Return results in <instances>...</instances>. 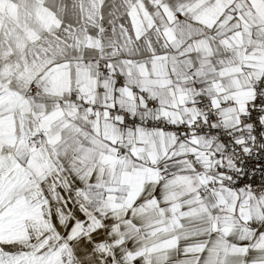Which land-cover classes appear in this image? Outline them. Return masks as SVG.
<instances>
[{"label": "crops", "instance_id": "1", "mask_svg": "<svg viewBox=\"0 0 264 264\" xmlns=\"http://www.w3.org/2000/svg\"><path fill=\"white\" fill-rule=\"evenodd\" d=\"M98 65L125 85L100 78ZM187 71L216 105L233 102L219 111L237 126L264 75V0H0L11 103L0 129V264H264V190L220 182L198 195L217 138L120 131L105 112L59 102L74 91L189 121L198 111ZM130 85L158 104L134 103Z\"/></svg>", "mask_w": 264, "mask_h": 264}, {"label": "built area", "instance_id": "2", "mask_svg": "<svg viewBox=\"0 0 264 264\" xmlns=\"http://www.w3.org/2000/svg\"><path fill=\"white\" fill-rule=\"evenodd\" d=\"M98 73L110 76L114 85L124 86L125 77L122 74H110L102 65H98ZM191 85L195 91V105L197 115L189 121L173 122L160 117L138 116L132 114L117 104L106 105L83 99L76 92L70 91L59 102L67 100L75 102L80 108L94 113L105 112L110 118L117 119L120 131L138 128L143 131L160 129L168 131L177 137L190 138L194 135L213 136L219 140L222 149L218 152L207 154L210 167L206 173L205 182L201 184L198 195L203 197L213 191L221 182L230 190L246 189L258 197L264 190V75L251 81L252 96L245 111L238 116L237 126L230 127L225 123L219 108L233 104L225 101L216 105L198 79L187 71ZM133 95L132 101L136 104L143 103L145 107H155L157 98L149 97L144 89L137 85H130ZM30 95H37L34 85L29 87ZM43 133L36 131L26 139L28 148L36 147L42 139ZM124 149L117 147L115 156L119 157ZM192 164L199 171L202 163L194 156L190 157ZM220 176L218 181L214 176Z\"/></svg>", "mask_w": 264, "mask_h": 264}, {"label": "rangeland", "instance_id": "3", "mask_svg": "<svg viewBox=\"0 0 264 264\" xmlns=\"http://www.w3.org/2000/svg\"><path fill=\"white\" fill-rule=\"evenodd\" d=\"M4 86H5L4 82L0 81V129L1 126L5 125L6 127V125L10 123L8 120V116H9L8 109L11 103H10V98H8V95L4 90ZM32 260H33L32 264H40L39 259L37 258L30 259V262H32Z\"/></svg>", "mask_w": 264, "mask_h": 264}]
</instances>
